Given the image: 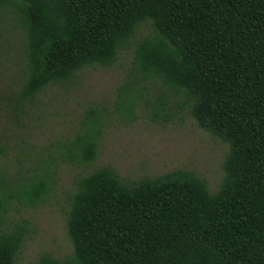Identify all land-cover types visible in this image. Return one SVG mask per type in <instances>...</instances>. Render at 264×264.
I'll list each match as a JSON object with an SVG mask.
<instances>
[{
	"label": "trees",
	"instance_id": "16d2710c",
	"mask_svg": "<svg viewBox=\"0 0 264 264\" xmlns=\"http://www.w3.org/2000/svg\"><path fill=\"white\" fill-rule=\"evenodd\" d=\"M25 34L26 80L36 94L85 65L110 64L140 23L133 62L192 100L198 125L228 144L210 193L173 170L133 185L108 167L81 177L66 220L73 253L38 264H264V0H0ZM94 133L68 147L93 159ZM77 146V149L76 147ZM16 193H46L47 174ZM0 199V204L3 201ZM17 234L0 235V264H15Z\"/></svg>",
	"mask_w": 264,
	"mask_h": 264
},
{
	"label": "rangeland",
	"instance_id": "374dc122",
	"mask_svg": "<svg viewBox=\"0 0 264 264\" xmlns=\"http://www.w3.org/2000/svg\"><path fill=\"white\" fill-rule=\"evenodd\" d=\"M150 31L140 23L110 64L85 65L24 97V30L14 9L0 5V235L20 236L15 264L72 255L66 225L72 194L98 168L127 185L182 170L210 193L218 189L228 144L198 125L186 91L144 77L133 62L136 41ZM89 130L95 154L84 164L67 148ZM43 173L48 186L41 199L16 196Z\"/></svg>",
	"mask_w": 264,
	"mask_h": 264
}]
</instances>
